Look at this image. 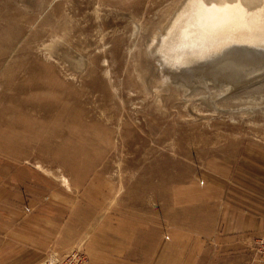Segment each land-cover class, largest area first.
<instances>
[{
    "label": "rangeland",
    "instance_id": "1",
    "mask_svg": "<svg viewBox=\"0 0 264 264\" xmlns=\"http://www.w3.org/2000/svg\"><path fill=\"white\" fill-rule=\"evenodd\" d=\"M182 1L0 0V175L37 171L92 199L97 218L154 216L163 238L166 200L188 227L181 187H264V79L231 85L192 69L170 78L153 50Z\"/></svg>",
    "mask_w": 264,
    "mask_h": 264
},
{
    "label": "crops",
    "instance_id": "2",
    "mask_svg": "<svg viewBox=\"0 0 264 264\" xmlns=\"http://www.w3.org/2000/svg\"><path fill=\"white\" fill-rule=\"evenodd\" d=\"M3 176L0 264H42L76 246L84 247L89 264H264L248 247L249 236L264 231V187L249 181L176 190L178 215L188 227L174 224V201L166 200L163 238L154 216L125 223L102 206L97 218L92 199L46 184L37 171L10 169Z\"/></svg>",
    "mask_w": 264,
    "mask_h": 264
},
{
    "label": "bare ground",
    "instance_id": "3",
    "mask_svg": "<svg viewBox=\"0 0 264 264\" xmlns=\"http://www.w3.org/2000/svg\"><path fill=\"white\" fill-rule=\"evenodd\" d=\"M181 4L167 23L169 27H164L163 42L158 38L153 48L171 70L170 78L181 77L178 69H192L191 75L200 70L216 73L218 78L227 74L223 78L231 85L247 79L251 85L264 79V0H184ZM171 37L178 39L176 50L166 44L173 43ZM161 49L165 56L158 53ZM224 50L233 53L225 56ZM207 66L213 70L205 69Z\"/></svg>",
    "mask_w": 264,
    "mask_h": 264
},
{
    "label": "built area",
    "instance_id": "4",
    "mask_svg": "<svg viewBox=\"0 0 264 264\" xmlns=\"http://www.w3.org/2000/svg\"><path fill=\"white\" fill-rule=\"evenodd\" d=\"M253 252L264 263V231L254 239ZM42 264H89V259L82 249L72 248L60 255H51Z\"/></svg>",
    "mask_w": 264,
    "mask_h": 264
}]
</instances>
